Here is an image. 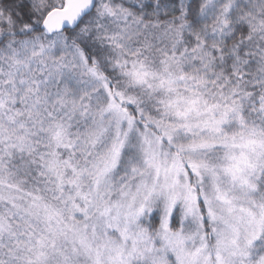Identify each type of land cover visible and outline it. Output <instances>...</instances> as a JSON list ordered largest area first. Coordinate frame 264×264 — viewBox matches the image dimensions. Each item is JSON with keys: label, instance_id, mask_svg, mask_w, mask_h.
Segmentation results:
<instances>
[{"label": "snow or ice", "instance_id": "6c2138e0", "mask_svg": "<svg viewBox=\"0 0 264 264\" xmlns=\"http://www.w3.org/2000/svg\"><path fill=\"white\" fill-rule=\"evenodd\" d=\"M0 264H264V0H0Z\"/></svg>", "mask_w": 264, "mask_h": 264}]
</instances>
